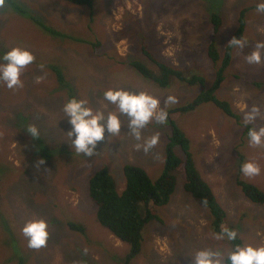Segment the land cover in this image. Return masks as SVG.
<instances>
[{"label":"rangeland","instance_id":"1","mask_svg":"<svg viewBox=\"0 0 264 264\" xmlns=\"http://www.w3.org/2000/svg\"><path fill=\"white\" fill-rule=\"evenodd\" d=\"M16 2L27 16L10 4L0 5V55L20 46L32 51L36 59L25 69L22 86L8 89L0 84V162L7 166L1 178L4 188L8 182L5 205L15 236L11 239L10 231L0 230V264H15L13 256L24 257L23 264H123L129 245L97 220L89 180L99 168L108 166L122 192L125 164L138 165L158 179L166 167L170 120L159 124L153 118L143 129L146 138L159 134V142L147 153L136 148L139 141L131 135L124 115L119 136L106 131L94 156L76 153L69 145L71 125L63 112L68 91L58 85L46 64H59L75 97L106 116L117 111L103 97L109 88L147 91L160 98L162 108L166 97L174 95L177 103L167 106L170 110L191 102L202 89L176 79L163 88L137 73L131 62L148 61L144 43L185 75H203L209 87L216 77L207 54L212 13L223 19L217 35V47L223 53L240 10L257 6L259 0H95L93 9L66 0ZM34 18L63 31L66 37L43 32ZM243 38L245 46L236 47L217 92L240 113L241 122L212 103L172 112L171 118L189 136L197 167L227 212L228 223L237 227L244 245L259 247L264 246V204L248 199L237 178L241 152L244 162L253 161L261 168L258 175L241 174L242 178L264 190V145L249 144L243 123L245 112L257 106L261 114L249 125L264 127V63L246 60L257 43L264 41V13L249 10ZM38 77L42 78L39 82ZM33 125L39 129V137L28 132ZM44 149L51 154L47 160L41 158ZM175 149L183 155L181 148ZM176 174L177 185L169 203L154 205L163 223L153 220L147 224L142 251L132 264H193L192 257L202 248L222 249L226 260L231 251L225 239H215L211 213L184 190L183 170ZM35 218L48 221V242L39 250L29 248L22 234L25 223ZM69 221L83 223L86 233L71 230Z\"/></svg>","mask_w":264,"mask_h":264},{"label":"trees","instance_id":"2","mask_svg":"<svg viewBox=\"0 0 264 264\" xmlns=\"http://www.w3.org/2000/svg\"><path fill=\"white\" fill-rule=\"evenodd\" d=\"M76 6H87L93 9L95 0H66ZM4 3L10 4L16 11L27 16V12L19 5L16 0H4ZM257 9V6H249L240 10L237 25L232 37L242 38L245 36L247 28V13L250 9ZM93 13V12H92ZM92 13L90 19L93 20ZM34 23L39 25L47 34L53 36L66 37L63 31L50 26L36 18ZM212 35L207 46V54L215 66L216 77L213 83L207 87L206 78L201 75L191 77L166 61L160 59L155 52L144 43L142 46L143 54L148 61L134 60L131 66L134 70L143 76L157 83L160 87H168L174 79L185 82L189 85H199L201 92L189 103L168 110L170 120V130L168 132V143L166 145V167L162 175L154 180L148 172L134 164H125L123 166L126 185L122 192L117 190L116 181L110 172L108 166L99 168L89 180V194L91 199L97 205V220L107 228L117 239L129 245V252L125 255L123 264H132V261L138 256L143 248V230L147 224L153 220L163 223L161 216L156 213L154 205H166L169 203L177 185V170H183L184 190L198 199L202 206L211 213L213 217L212 231L217 234L222 227H229L237 230L238 237L235 241H225L231 250L237 244L244 245V238L239 233L236 226L227 221V212L217 199L210 184L203 178V175L197 167L194 154L191 149V140L186 132L171 118L172 112H188L204 103H212L228 117L241 122V115L236 111L231 102L222 99L217 92L225 80V72L232 63L233 53L236 47L225 46L223 53L217 47V35L223 27V19L218 13H212ZM68 37V36H67ZM231 41V40H230ZM96 45V43H95ZM100 45V44H99ZM98 45V46H99ZM46 67L50 68L58 85L68 91L69 100L76 98L74 87L68 82L63 68L59 64L48 63ZM245 133L252 128L251 125L245 126ZM176 147L181 148L183 155H178ZM51 154L45 149L41 153V158L47 160ZM240 165L244 162V155L239 152ZM1 161V160H0ZM0 162V230L10 231L11 239L14 235L11 233L12 217L9 208L5 205L7 198L4 197L6 187L4 188V179L1 173L6 168ZM241 166L239 167V176L237 184L242 189L243 194L252 202L264 204V190L254 183L244 180L241 176ZM67 226L82 234L86 233V227L81 222L69 221ZM7 246L5 251H7ZM15 264H23V258L20 260L13 256ZM227 260V259H226Z\"/></svg>","mask_w":264,"mask_h":264},{"label":"clouds","instance_id":"3","mask_svg":"<svg viewBox=\"0 0 264 264\" xmlns=\"http://www.w3.org/2000/svg\"><path fill=\"white\" fill-rule=\"evenodd\" d=\"M4 0H0L3 5ZM257 12L264 13V0H259ZM245 39L233 37L229 42L230 46L243 48ZM35 54L29 49L15 46L0 55V84L8 89H14L23 85L22 75L30 64L35 61ZM249 64L264 63V41L258 42L256 49L247 55ZM43 69V65L40 66ZM42 79L37 78V81ZM103 97L109 103L116 106L117 111L109 112L107 116L103 111L94 110L88 106L84 99L72 98L63 105L64 117L68 119L71 129L68 131L71 142L70 147L76 153H82L92 157L97 152V145L105 139L106 131L114 136L121 133V115L128 117L130 133L139 141L136 148L143 149L145 153L153 149L159 142V134L151 137L143 136V129L155 118L159 124H166L168 121L167 106L175 105L177 97L168 95L164 100L165 107H161V100L158 96L147 91L132 92L126 89L109 88L103 93ZM261 114L260 108L253 106L244 115V125L247 126L257 119ZM33 137H39V129L36 126L27 128ZM248 139L251 146L264 145V127H252L248 130ZM241 172L246 177H253L260 173V166L247 161L241 165ZM22 234L27 238L29 248L39 250L47 245L49 238L48 221L42 218H35L25 223ZM238 232L229 227H222L215 235V239L235 241ZM193 264H264V246H255L251 243L246 245L237 244L227 254L222 249L202 248L195 252Z\"/></svg>","mask_w":264,"mask_h":264}]
</instances>
